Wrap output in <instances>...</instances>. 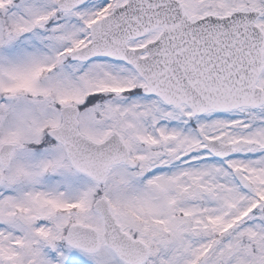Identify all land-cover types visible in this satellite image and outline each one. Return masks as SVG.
Instances as JSON below:
<instances>
[{"label": "snow or ice", "instance_id": "6c2138e0", "mask_svg": "<svg viewBox=\"0 0 264 264\" xmlns=\"http://www.w3.org/2000/svg\"><path fill=\"white\" fill-rule=\"evenodd\" d=\"M0 264H264V0H0Z\"/></svg>", "mask_w": 264, "mask_h": 264}]
</instances>
